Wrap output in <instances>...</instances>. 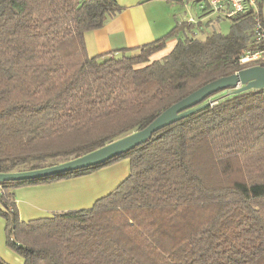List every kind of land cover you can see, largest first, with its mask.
I'll list each match as a JSON object with an SVG mask.
<instances>
[{
  "label": "trees",
  "instance_id": "trees-1",
  "mask_svg": "<svg viewBox=\"0 0 264 264\" xmlns=\"http://www.w3.org/2000/svg\"><path fill=\"white\" fill-rule=\"evenodd\" d=\"M262 4L227 18V34L181 39L151 61L187 23L136 54L89 57L84 35L120 13L115 0H0V174L95 151L249 67L239 58L264 48ZM228 93L104 164L0 183L6 247L23 264H264V89ZM125 159L128 177L92 207L19 219L14 190Z\"/></svg>",
  "mask_w": 264,
  "mask_h": 264
},
{
  "label": "crops",
  "instance_id": "crops-1",
  "mask_svg": "<svg viewBox=\"0 0 264 264\" xmlns=\"http://www.w3.org/2000/svg\"><path fill=\"white\" fill-rule=\"evenodd\" d=\"M115 2L122 8L120 13L107 19L103 27L84 35L89 57H117L122 54V50H133L132 54H136V49L166 36L176 25L186 23L191 16L195 23L187 24L176 36L169 37L163 50L150 58L151 61L158 60L169 54L181 39H204L210 35L211 27L215 24L213 19L218 15L209 10L207 0ZM129 171V161L125 159L88 175L18 188L14 190V196L19 219L28 222L56 213L88 209L125 180ZM0 257L8 264H22V259L6 247L5 222L1 217Z\"/></svg>",
  "mask_w": 264,
  "mask_h": 264
},
{
  "label": "water",
  "instance_id": "water-1",
  "mask_svg": "<svg viewBox=\"0 0 264 264\" xmlns=\"http://www.w3.org/2000/svg\"><path fill=\"white\" fill-rule=\"evenodd\" d=\"M260 89H264V67L253 66L245 68L231 76L220 78L197 89L166 109L147 127L140 131L134 132L81 157L58 165L33 171L0 174V183L39 179L104 164L115 157L147 143L155 132L206 107L209 102H203L217 92L229 90L228 95H235L249 90Z\"/></svg>",
  "mask_w": 264,
  "mask_h": 264
},
{
  "label": "built area",
  "instance_id": "built-area-1",
  "mask_svg": "<svg viewBox=\"0 0 264 264\" xmlns=\"http://www.w3.org/2000/svg\"><path fill=\"white\" fill-rule=\"evenodd\" d=\"M258 1L259 0H207V6L211 12L221 14L226 18H231L249 11L256 12ZM186 23L193 24L195 21L190 16L187 18ZM253 39L256 43L264 42V28H262L258 22L253 29ZM239 63L249 67H264V48L243 51L239 58Z\"/></svg>",
  "mask_w": 264,
  "mask_h": 264
},
{
  "label": "rangeland",
  "instance_id": "rangeland-1",
  "mask_svg": "<svg viewBox=\"0 0 264 264\" xmlns=\"http://www.w3.org/2000/svg\"><path fill=\"white\" fill-rule=\"evenodd\" d=\"M262 8H263V11H264V0H263ZM218 15H215V17L213 19V20H215V24L213 23V25L211 27L212 30H210V31L211 32H218V33H222V34H227L229 32V30H230V22L223 15L222 16L220 14H218ZM165 52L166 51H164L163 54ZM56 163H58V162H56ZM19 169L23 170V169H27V168L26 167H21ZM22 264H23V260H22Z\"/></svg>",
  "mask_w": 264,
  "mask_h": 264
}]
</instances>
